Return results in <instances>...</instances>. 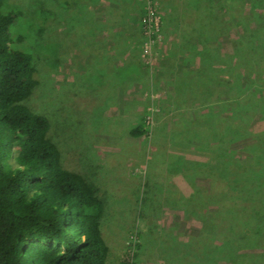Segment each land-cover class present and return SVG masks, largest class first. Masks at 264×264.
I'll return each mask as SVG.
<instances>
[{
  "label": "rangeland",
  "instance_id": "obj_1",
  "mask_svg": "<svg viewBox=\"0 0 264 264\" xmlns=\"http://www.w3.org/2000/svg\"><path fill=\"white\" fill-rule=\"evenodd\" d=\"M7 6L22 15L12 37L35 57L38 84L28 105L49 118L62 166L93 183L104 203L106 264H264V156L254 158L264 147V35L251 44L247 32L264 23V2L7 0ZM206 20L203 41L212 58L224 60L216 70L224 82L214 79L195 94L181 89L177 76L198 66L200 56L187 61L185 53L197 39L191 29L200 31ZM212 24L215 33L207 31ZM242 31L246 46L237 41ZM245 50L250 56L242 62ZM210 110L224 128L197 151L184 129ZM139 124L148 133L132 138L129 130ZM207 142L237 163L229 173L235 179L243 178L241 167L249 169L246 184L230 178L223 193L211 191L210 172L197 163L218 165ZM181 153L186 167H195L184 175ZM194 192L198 200L187 203L184 196ZM244 202L248 228L237 220L232 230L226 211ZM210 210L224 214L209 219ZM196 236L204 240H194L184 255L182 242ZM215 238L229 246L216 261L200 251Z\"/></svg>",
  "mask_w": 264,
  "mask_h": 264
},
{
  "label": "trees",
  "instance_id": "obj_2",
  "mask_svg": "<svg viewBox=\"0 0 264 264\" xmlns=\"http://www.w3.org/2000/svg\"><path fill=\"white\" fill-rule=\"evenodd\" d=\"M203 15L211 17L208 13ZM21 16L19 9L8 7L7 0H0V264H106L109 247L101 230L104 203L97 195V187L82 174L62 166L61 151L48 136L51 125L49 118L28 105L31 94L38 84V72L34 55L18 47L12 37L13 27ZM212 19L207 20L213 23ZM207 20L201 23L200 31H197V27L191 29L197 39L190 43L191 45L186 48L188 52L185 53L187 61L198 54L200 56L198 66L194 70L183 68L177 76V80L179 77L181 81L177 85L186 92L192 90L196 94L202 89H208V85L214 79H217L219 84L224 82V79H219L220 76L216 74L217 67L222 66L224 60L212 58L207 41H203L209 39L203 33ZM213 25L211 28L206 25L208 32L210 30L212 33L216 32ZM242 32L237 38L241 46L244 45L241 39L246 37V31ZM247 32L252 34L250 43L253 44L258 37L264 35V23L256 31L252 32L250 28ZM259 44L260 48L264 49V43ZM247 47L252 49L249 45ZM122 50H126L124 46ZM248 55V50L242 53L240 56L242 62L249 60ZM226 57L228 58L227 54ZM227 66L229 63L226 68ZM131 71L133 69L129 70L130 80L134 78ZM190 73L194 76L186 82ZM224 78L230 79L229 73ZM230 80L225 81L226 86ZM225 85L222 86L226 87ZM218 119L210 110L194 118L193 127L185 126L186 133L183 134L188 137L189 142H193L197 151L206 144L203 139L219 131L222 122L218 124ZM222 128L224 126L221 124ZM229 131L232 130H228V133ZM145 133H148V127L142 124L129 130L132 138H139ZM177 133L181 135V132ZM224 135L226 133L222 134L219 140H223ZM218 147L219 144L211 148L217 153L210 159L218 165L215 166L214 163L209 170L208 165L204 164L206 161L197 162L205 166L208 173L210 172L208 176L211 177V191L214 194L223 193L221 188L226 186L225 183L230 178L233 184H246L249 171L241 167L239 176L242 175L243 178L235 179L234 172L229 173L231 167L237 163L229 162L223 152L215 150ZM260 153L263 155L260 156ZM181 156L179 173L184 175L192 172L195 167L189 170L183 162V154ZM263 156L264 147H261L254 158L257 162L259 160L262 162ZM261 165L264 169V162ZM184 197L187 203L193 204L199 198L197 192ZM206 197L211 199L213 196ZM244 207L249 208V204L244 202L241 206L232 205L226 211L230 216L228 218L226 215L225 220L229 219L232 230L237 220L244 221L242 225L247 230V215L242 210ZM217 211H208L209 219L214 218L216 214H224V211ZM204 233L201 232L200 236ZM202 239L204 240L198 236L189 237L185 243L182 242L184 255L192 251L194 240ZM217 239H210V245H207L206 241L200 248L210 260L216 261L219 255L222 258L228 255L229 246L225 240Z\"/></svg>",
  "mask_w": 264,
  "mask_h": 264
},
{
  "label": "crops",
  "instance_id": "obj_3",
  "mask_svg": "<svg viewBox=\"0 0 264 264\" xmlns=\"http://www.w3.org/2000/svg\"><path fill=\"white\" fill-rule=\"evenodd\" d=\"M111 8V7H110Z\"/></svg>",
  "mask_w": 264,
  "mask_h": 264
}]
</instances>
